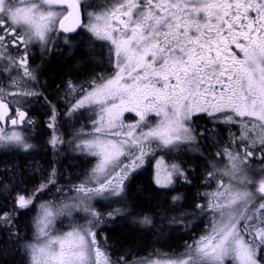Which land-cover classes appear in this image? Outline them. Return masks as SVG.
Segmentation results:
<instances>
[{"label": "snow or ice", "instance_id": "obj_1", "mask_svg": "<svg viewBox=\"0 0 264 264\" xmlns=\"http://www.w3.org/2000/svg\"><path fill=\"white\" fill-rule=\"evenodd\" d=\"M78 29L88 34L82 42L89 59L103 53L101 67L106 59L114 74H97L80 85L68 81L57 97L66 106L61 113L43 91L47 84H40L39 66L31 67L30 59L37 47L41 56L55 50L60 34L71 45L69 34L80 35ZM41 100L50 110L47 146L53 155L67 144L98 162L81 183L71 186L74 197L38 206L41 195L57 185V168L29 191L21 187L23 180L17 184L23 173L6 167L0 194H6L11 208L0 210V242L24 239L16 221L37 207L34 241L24 244L32 264H128L124 256L111 260L104 248L107 238L98 240L107 220L93 201L115 197L124 204L125 182L157 151L203 154L200 141L216 134L215 128L195 123L204 114L214 125L240 126L225 147L220 149L219 141L214 145L216 157L227 163L218 167L212 161L203 178L216 187L201 194L207 203H197L195 209L200 216L211 214V223L174 259L149 264H264L259 255L264 252V0H106L99 6L90 0H0V150L31 155L36 149L30 111ZM81 110L95 112L93 130L82 134L73 125L72 138L66 140L60 118L83 117ZM124 113H134L136 121L125 124ZM150 115L158 118L155 124ZM257 161L262 165L258 169ZM177 179L192 182L180 164L166 163L163 155L156 159L158 188L171 190ZM56 191L64 193L65 188ZM181 199L173 196V205ZM74 212L83 213L85 223L56 234V220ZM106 215L114 220L132 215V209L124 204ZM132 222L155 227L151 215ZM169 224L190 227L183 213L170 217Z\"/></svg>", "mask_w": 264, "mask_h": 264}, {"label": "trees", "instance_id": "obj_2", "mask_svg": "<svg viewBox=\"0 0 264 264\" xmlns=\"http://www.w3.org/2000/svg\"><path fill=\"white\" fill-rule=\"evenodd\" d=\"M74 42H76L74 49L66 46L58 54H53L44 60L40 79L44 80V84H47V87L43 89L46 95L52 96L56 94L57 86H60L61 89L69 81V78L73 79L87 75L96 66L100 65L102 57L99 54H97L96 60L89 59L86 54L85 44L81 46L77 39ZM32 109L33 115L38 122V126H36L38 130L32 135V142L36 145V149L31 155H24L16 151L0 150V178H3L6 183L7 174L4 172V169L12 166L18 173H23L22 177L17 179V184H20V181L23 180L21 187H27L29 191L41 183L39 179L46 177L48 169L60 167L61 171H58L57 177H68L69 175L73 176L76 171L75 169L69 171V173V167L72 168L73 165L79 167L82 164L76 159L78 156L76 158L71 155L70 157L67 156L70 154L67 147L61 148L57 156L53 155L52 149L47 146V140L45 143L44 139H42L43 134L47 132L45 127L40 126L39 105L35 104ZM46 120L43 126H46ZM60 121L59 130L65 134L67 133L66 124L69 121L63 116H61ZM197 123V125L200 124L199 127L201 128L208 125L207 120L203 118H199ZM227 133L223 126H218L213 138L216 139L218 137L222 139ZM201 141L200 148L203 155H209V146L203 140ZM198 153L200 154V152ZM189 157H191L189 158L190 170L187 173L192 182L190 184L179 182L178 184L181 185L179 189L176 188L178 184L171 190L156 187L152 184L147 172L132 176L126 185L125 204L132 209L131 216H153L155 227L151 229L142 228L138 224L130 223L128 220L124 222V220L118 218L109 226L103 227L102 234L104 238H107V248L111 257L118 260L121 256L128 257L132 254L144 255L152 251H169L171 249L173 252H176L179 250L180 243L186 242L189 239V234L193 231L192 229L189 232H180L179 230H170L171 228L166 226L167 219L173 216L174 211L179 208L181 211H196L195 205L201 203V199L203 198L201 191L204 190L203 186L206 184L203 178L208 173L205 161L201 155L194 154ZM214 183H211L208 188L212 187ZM174 190H177L182 197V200L175 205L170 201ZM164 192H168V195H163L162 193ZM5 195L0 194V210L8 211L11 208V201L7 200ZM13 195H15V192H13ZM33 216L34 211H30L27 214L21 213L16 221L20 236L24 238L18 244H7L6 238L0 242V264H28L24 244L29 242L33 237ZM160 218H163L162 221L164 222H161ZM262 256L264 257V252L260 253V258L264 259Z\"/></svg>", "mask_w": 264, "mask_h": 264}, {"label": "rangeland", "instance_id": "obj_3", "mask_svg": "<svg viewBox=\"0 0 264 264\" xmlns=\"http://www.w3.org/2000/svg\"><path fill=\"white\" fill-rule=\"evenodd\" d=\"M87 35L88 34L85 32V30H82V35L77 39V40H79V44L81 46H84L85 43L82 42V39L84 40V38ZM74 41L75 40H72L71 45H66L64 43V38L62 36L61 39L56 41V43L58 44L59 49H63L66 46L74 48L75 44H76V42H74ZM100 43L101 42H97V47H99ZM85 46H86V44H85ZM97 54H99L101 56L103 53L98 51ZM102 72L103 73L107 72V74H114V68H110V70H109L108 67H107V69L106 68H100V65H98V66H96V68H94L91 72H89L87 74L88 77L86 79L84 78V79H82V81H80V82L78 81L76 83V85H80L85 80L91 79V77H93V76H95L97 74H102ZM84 77H85V75H84ZM78 80H80V79H78ZM66 85H67V83L64 85V87H62L60 89L59 92H56V94H54L55 96L54 95L50 96V98L53 100V102L58 104L59 111L61 113H63L66 110V106H65V103L63 102V100H58L57 97L63 95V93L66 91ZM38 105H39L38 113L41 116V117H39V119L41 121L40 122L41 123L40 126L42 125L43 128L45 127L46 128V132H47V133H44L43 134L44 136L42 137V139H44V142L46 143V140L48 141V139H49V137L51 135V130H49L46 126H43V124L45 123V119H47L46 121H48L50 110L48 109L47 106H42L43 105L42 101ZM81 111L85 112L83 117H78L77 119L71 120V121H69L70 123L68 122L66 124V129H67V133H65V139L66 140H70L72 138V133H73V130H74L73 127H72L73 125H74L75 130H80L82 132V134H86V133L92 132V130H93L92 129V120H95L98 117L96 116L95 112L90 114L87 110H81ZM96 111H98V109H96ZM89 115H91V119L89 118ZM30 117L33 120L36 121L35 127L30 129L31 134L33 135L34 133H36V130H38V129H36V126H38L37 125L38 122H37L36 118L33 115V109L32 108H31V111H30ZM122 119H123L125 124H130V123H134L136 121L137 117L135 116L134 113H128V114H124ZM157 119L158 118H156L154 115H150V117H149V120L153 124H155L157 122ZM219 125L229 126V125H226V124H223V123H220ZM218 126L214 125L212 123L207 128L212 129L211 127H213L215 129H217ZM203 127H205V126H203ZM231 127L235 128V133H237V134L239 133V131H240V126L239 125H234V126H231ZM231 137H232V135L230 136V135L227 134L225 137H222V139L218 138V137L216 139H214V138L210 139V143H209V140H208L206 142L207 143L206 145L209 146V150H210V154L209 155H203L201 153L199 154L198 152L190 151V150H186V149L183 152L179 153V154H177V153L165 154V153H161V152L157 151L154 155L147 156L145 158L144 164L135 173H133L132 176L138 175V173L147 172L149 174L150 178H151L152 184L157 186L154 183L155 165H156V159L160 158L161 155L164 156V159H165L166 163H169V164H171V163L180 164L186 171L190 170L189 158H191V157H189V156L194 155V154L201 155V157H203V159L205 161V164H206L205 166L207 167L206 170H208V172L212 170L211 166H210L212 161H215V163L217 164L218 167H223L227 163V160H226V158L222 160V159L216 157L217 147L214 146V145H216V142L219 141L218 147L220 149H222L223 147H225L228 144V142L231 140ZM200 142H202V141H200ZM64 147L69 148L67 144H64L62 146V149ZM69 153L70 154L67 155L69 157H70V155L74 156L75 158L78 156V158H76V159H78L79 163H82L78 167L79 169H77L76 165H73L72 168L71 167L68 168L69 169L68 172L76 169V171L74 172L73 176L72 175H69L68 177L61 176V178L56 176V180L58 182L57 185L51 187L50 191H47V192H45V193H43L41 195L40 199L37 200V202H36L37 206L42 201L52 200L56 204H59L62 200H65L68 197H74L76 195V193L74 191H70L71 186L72 185H78L79 183H81V181L85 179V177L91 172V169L98 162V157H95V156L80 154V153H77V152H73L70 149H69ZM208 157H211L212 160L210 161L208 159ZM254 166L257 169L262 167V165H260V163L258 161L255 162ZM61 167H63V166H61ZM52 169L53 168L48 169V171L46 173V177H43L44 180L48 179L49 174L51 173ZM57 170L61 171V168L59 167V168H57ZM64 173H65V171H64ZM258 177H259V173H257V178ZM129 180L125 182L126 185L129 182ZM40 181H41V178L39 179V182ZM179 182L183 183V180L182 179H177L176 183H179ZM59 186H63L65 188V192L64 193H58L57 194L56 187H59ZM177 186H178L177 189L181 188L180 184H178ZM208 186L209 185L204 184V186H203L204 190L201 191V194L206 193V192H212L215 189V187H216L215 183L213 184V188L212 189L208 188ZM173 196H180L181 197L180 193L177 192V190H174V192L172 193V196L170 197L171 203H172V197ZM116 199L117 198L113 197L111 199V201L102 200V199H97V200L93 201V204L95 205V207L101 213L105 214V218L107 220V222L100 227L99 232H98V240H100L102 242L105 239L103 234H102L103 233L102 232L103 227L109 226L117 218L124 220V222H125V220H128V222L131 223L133 221V217H136V216H131V215H130L131 217H129V218H125L127 216H117L114 220H108L107 219V215H106L108 212L113 211L114 209H117V208H121L125 204V201H124V204L115 202ZM181 200H179V201H181ZM201 203L206 204L207 203V199L205 197H203L201 199ZM31 211H34V216H33V218H34L36 216V214H37V207H34ZM182 213L183 214H187V221L190 222V227L185 228L183 225H171V224H169V218L172 217V216H170L167 219V221H166V226L171 228L170 230H179L180 232H189L191 229L193 230L189 234L190 235L189 239L186 242L180 243L179 250H177L176 252H173V250H171V249L169 251H165V250L152 251L151 253H146L144 255H134V254H132L131 256L126 257V258H128L127 259L128 264H140L141 261H143L144 264H149V262H151V261H161V262H163V261L168 260V259H174L176 256H178L180 253H182L184 251L186 243L187 244H191L195 239H198L202 234H204L206 232V230H207L206 229V225H210V223H211V214L200 216V214L197 211H181V209L179 208L178 210L173 212V216H179ZM160 220H161V222H164V221H162L163 218H160ZM32 223H33V220H32ZM84 223H85V218L83 216V213L74 212L71 218L67 217V216L59 217L56 220V222H55L54 232L56 234H62V233H65L67 231H70L72 226H73V224H84ZM199 223H200V225H199ZM33 226H34V224H33ZM34 237H35V228H34V232H33V237H32V239L29 242H33L34 241ZM29 242H27V243H29ZM107 243H108V241H107ZM107 243L104 245V248L107 251V253L109 254V258L111 260H113V261L117 260L114 257L110 256V253H109L108 248H107ZM26 256H27V263L28 264H32V262H31V253L30 252H26ZM262 258H264V257L262 256ZM228 264H233V262L229 261Z\"/></svg>", "mask_w": 264, "mask_h": 264}, {"label": "flooded vegetation", "instance_id": "obj_4", "mask_svg": "<svg viewBox=\"0 0 264 264\" xmlns=\"http://www.w3.org/2000/svg\"><path fill=\"white\" fill-rule=\"evenodd\" d=\"M106 2V0H90V3L91 4H93L94 6H99V5H102V4H104ZM250 15H252L253 17L255 16V13H251ZM86 22V21H85ZM82 30L83 29H80V30H78V32L80 33V35H76L75 33H73V34H70L71 35V37H72V40H75V39H78L81 35H82ZM63 36V38H64V35L63 34H60L59 35V39H61V37ZM54 39H56V34H54ZM59 39H57V40H59ZM56 40V41H57ZM82 41H83V39H82ZM75 48V47H74ZM62 49H59V46L55 49V50H53V51H51L50 53H48V54H45L44 56H41V54H40V49L37 47L36 49H35V51H34V54H33V56L31 57V59H30V65H31V67H33V68H36L37 66H39V72H38V76H39V82H40V84L41 85H44V80H41L40 79V72L42 71V66H43V62H44V60L48 57H51L53 54H58V52L59 51H61ZM101 57H103V54L101 55ZM107 67H108V65H107V60L106 59H104V66L103 67H101V65H100V68H106L107 69ZM102 74H106V73H103L102 72ZM88 77V75H85V77L84 76H80V77H76V78H73V79H70L69 78V81L71 80V81H74L75 82V84L79 81H82V79H86ZM78 79H80V80H78ZM42 101V100H41ZM43 102V101H42ZM201 116L203 117V119H205V116L206 115H204V114H201ZM198 119L199 118H195V123H197L198 122ZM9 127H11L10 126V124H9ZM230 128V127H229ZM231 130H233V132H234V128L233 127H231ZM226 131L227 132H230L228 129H226ZM235 133V132H234Z\"/></svg>", "mask_w": 264, "mask_h": 264}, {"label": "bare ground", "instance_id": "obj_5", "mask_svg": "<svg viewBox=\"0 0 264 264\" xmlns=\"http://www.w3.org/2000/svg\"><path fill=\"white\" fill-rule=\"evenodd\" d=\"M74 49V48H73ZM52 93V92H51ZM198 124V123H197ZM200 125V124H199ZM78 168V167H77ZM39 185V184H38ZM200 187V186H199ZM54 193V192H53ZM58 194V193H57ZM58 196V195H57ZM108 205V204H107ZM57 229V228H56Z\"/></svg>", "mask_w": 264, "mask_h": 264}]
</instances>
